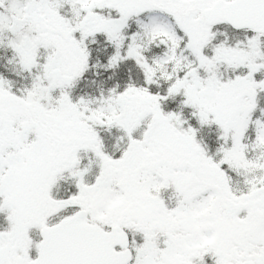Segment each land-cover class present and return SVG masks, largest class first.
Instances as JSON below:
<instances>
[{
    "label": "snow or ice",
    "instance_id": "snow-or-ice-1",
    "mask_svg": "<svg viewBox=\"0 0 264 264\" xmlns=\"http://www.w3.org/2000/svg\"><path fill=\"white\" fill-rule=\"evenodd\" d=\"M0 264H264V0H0Z\"/></svg>",
    "mask_w": 264,
    "mask_h": 264
}]
</instances>
